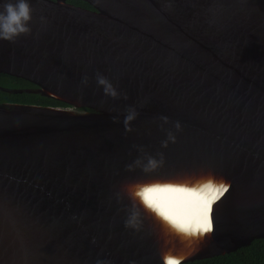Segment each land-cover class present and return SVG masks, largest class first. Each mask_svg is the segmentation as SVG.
<instances>
[{
	"label": "water",
	"instance_id": "water-1",
	"mask_svg": "<svg viewBox=\"0 0 264 264\" xmlns=\"http://www.w3.org/2000/svg\"><path fill=\"white\" fill-rule=\"evenodd\" d=\"M82 1L28 0L29 31L0 39V74L35 86L0 90L65 104L0 103V264H185L264 239V0ZM208 182L228 190L202 235L137 194L184 188L153 199L197 219Z\"/></svg>",
	"mask_w": 264,
	"mask_h": 264
},
{
	"label": "trees",
	"instance_id": "trees-1",
	"mask_svg": "<svg viewBox=\"0 0 264 264\" xmlns=\"http://www.w3.org/2000/svg\"><path fill=\"white\" fill-rule=\"evenodd\" d=\"M72 4L91 8L89 4L82 0H69ZM10 81H20L25 86L31 87L33 84L25 80H17L10 76L0 74V86H11ZM2 102H15L22 104H35L42 106H64L65 104L55 100L45 98L39 95L32 94H15L10 95L0 91V103ZM185 264H264V239L255 240L249 247L239 249L238 251L218 256L210 259H204Z\"/></svg>",
	"mask_w": 264,
	"mask_h": 264
},
{
	"label": "clouds",
	"instance_id": "clouds-1",
	"mask_svg": "<svg viewBox=\"0 0 264 264\" xmlns=\"http://www.w3.org/2000/svg\"><path fill=\"white\" fill-rule=\"evenodd\" d=\"M31 20V8L28 3V0H6L2 5H0V39L13 40L15 37L20 34L26 33L29 31L28 22ZM98 83L105 85V91L109 92L111 90V85L108 84L103 78L98 80ZM111 94L116 95L115 91L112 90ZM132 117H126V121L130 120ZM150 164H154V161H150ZM145 207L156 212L157 215L161 216L160 213H167L175 221V224H171L177 231H180L181 228L195 229L198 225H190L185 221H182L176 217H173L166 208L160 205L159 208H154L149 206L140 196ZM149 199H152V196L149 195ZM162 217V216H161ZM163 218V217H162ZM184 233V232H182ZM172 260L177 261V264H180V260L176 257H170ZM165 264H169V257L165 258Z\"/></svg>",
	"mask_w": 264,
	"mask_h": 264
},
{
	"label": "snow or ice",
	"instance_id": "snow-or-ice-1",
	"mask_svg": "<svg viewBox=\"0 0 264 264\" xmlns=\"http://www.w3.org/2000/svg\"><path fill=\"white\" fill-rule=\"evenodd\" d=\"M201 192L207 194H210L209 199L207 200V211H211V205L213 202L219 199L220 196L224 194L228 189L225 187L223 184H220L219 186H214L212 182H208L204 184L200 189ZM168 191H174V192H185L187 191L184 188H174L171 185L163 186L161 187L160 185H155V186H149V187H144L142 190H140L137 194L142 197V199L149 205L154 208H159L160 204L157 203L153 197L160 193V192H168ZM149 195L152 196V199H149ZM160 215L168 221L170 224H175V221L172 219L171 216H169L167 213L161 212ZM211 222L210 220L207 219V214H206V220L205 223L202 225H198L197 228L192 229H183L181 228L180 231L184 232L188 236L196 235L197 233L203 234L204 232H207L211 230ZM169 264H177V261L172 260L169 257Z\"/></svg>",
	"mask_w": 264,
	"mask_h": 264
},
{
	"label": "bare ground",
	"instance_id": "bare-ground-1",
	"mask_svg": "<svg viewBox=\"0 0 264 264\" xmlns=\"http://www.w3.org/2000/svg\"><path fill=\"white\" fill-rule=\"evenodd\" d=\"M216 186H219V185H216ZM187 194H188V192H187ZM196 195H197V197L199 198V200H197V199H194V198H190V202L191 203H189V205L187 206L188 208H192V209H195V210H197V212L200 214L199 216H198V218L197 219H192V218H189V219H182L181 217H179V216H174V217H176V218H178V219H180V220H182V221H185V222H187L188 224H190V225H202V224H204L205 223V220H206V214H207V219L208 220H210V222H211V225H213V223H212V219H211V214H210V212H208L207 211V208H208V205H207V200L209 199V196H210V194H205V193H203V192H200V193H196ZM196 198V197H195ZM175 200V199H174ZM194 204H193V203ZM214 203V202H213ZM213 203H212V205H213ZM212 205H211V207H212ZM193 206H194V208H193ZM190 220V221H189ZM212 228V227H211Z\"/></svg>",
	"mask_w": 264,
	"mask_h": 264
},
{
	"label": "flooded vegetation",
	"instance_id": "flooded-vegetation-1",
	"mask_svg": "<svg viewBox=\"0 0 264 264\" xmlns=\"http://www.w3.org/2000/svg\"><path fill=\"white\" fill-rule=\"evenodd\" d=\"M68 3H70V4H72L69 0H66ZM82 7V6H81ZM85 8V7H84ZM88 9H92V7L91 8H88ZM5 75V74H4ZM8 76V75H7ZM10 77H12V76H10ZM12 78H16V77H12ZM17 80H19L20 78H16ZM21 80H23V79H21ZM27 82V81H26ZM10 83L12 84L11 86H0V87H13V88H11V89H26V88H28V89H33V88H35V86H31V87H28V86H25L22 82H20V81H10ZM1 92H3L2 90H0ZM5 93V92H4ZM8 94V93H7ZM27 94V93H26ZM10 95H15V94H10ZM17 95V94H16ZM32 95H34V94H32ZM2 103H15V102H2ZM65 106V105H64Z\"/></svg>",
	"mask_w": 264,
	"mask_h": 264
},
{
	"label": "rangeland",
	"instance_id": "rangeland-1",
	"mask_svg": "<svg viewBox=\"0 0 264 264\" xmlns=\"http://www.w3.org/2000/svg\"><path fill=\"white\" fill-rule=\"evenodd\" d=\"M4 88H9V89H11V88H13V87H4Z\"/></svg>",
	"mask_w": 264,
	"mask_h": 264
}]
</instances>
